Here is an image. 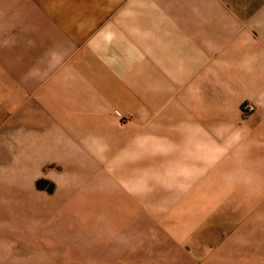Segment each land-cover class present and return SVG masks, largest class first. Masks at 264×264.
Returning a JSON list of instances; mask_svg holds the SVG:
<instances>
[{"label":"crops","instance_id":"0c3cea01","mask_svg":"<svg viewBox=\"0 0 264 264\" xmlns=\"http://www.w3.org/2000/svg\"><path fill=\"white\" fill-rule=\"evenodd\" d=\"M254 13L222 0H0V121L25 107L33 170L70 154L65 140L87 162L71 153L68 165L99 172L121 157L119 186L137 178L159 204L174 189L222 199L229 232L201 234V264H264V6Z\"/></svg>","mask_w":264,"mask_h":264},{"label":"rangeland","instance_id":"374dc122","mask_svg":"<svg viewBox=\"0 0 264 264\" xmlns=\"http://www.w3.org/2000/svg\"><path fill=\"white\" fill-rule=\"evenodd\" d=\"M222 1L236 6L241 18L264 6V0ZM97 50L101 55L102 46ZM24 109L6 110L0 121L7 123L0 129V264H201V234L220 240L229 232L222 227L228 212L221 217L222 205L214 203L222 199L198 197L201 190L174 189L165 195L171 203L159 204L150 189H138L137 178L123 177L133 189L119 186L121 157L87 173L85 165H68L76 154L63 140L61 149L70 154L57 152L61 161L46 154L33 170L32 156H24ZM252 112L241 108L243 116ZM132 119L120 115L123 125Z\"/></svg>","mask_w":264,"mask_h":264},{"label":"built area","instance_id":"2783aa9c","mask_svg":"<svg viewBox=\"0 0 264 264\" xmlns=\"http://www.w3.org/2000/svg\"><path fill=\"white\" fill-rule=\"evenodd\" d=\"M241 108H242V110H243L244 112H252L253 109H254V107H253L252 105H249V104H243V105L241 106Z\"/></svg>","mask_w":264,"mask_h":264}]
</instances>
